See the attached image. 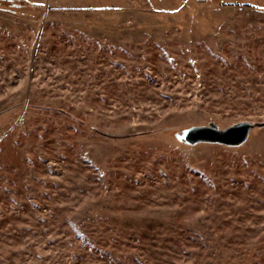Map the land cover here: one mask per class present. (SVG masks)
Masks as SVG:
<instances>
[{"label": "rangeland", "instance_id": "obj_1", "mask_svg": "<svg viewBox=\"0 0 264 264\" xmlns=\"http://www.w3.org/2000/svg\"><path fill=\"white\" fill-rule=\"evenodd\" d=\"M0 8V264H264V0ZM254 3L263 5L254 7Z\"/></svg>", "mask_w": 264, "mask_h": 264}, {"label": "water", "instance_id": "obj_2", "mask_svg": "<svg viewBox=\"0 0 264 264\" xmlns=\"http://www.w3.org/2000/svg\"><path fill=\"white\" fill-rule=\"evenodd\" d=\"M253 126V123L242 121L221 129L210 122L208 125L184 129L175 137L187 144L207 142L234 147L242 145L247 140Z\"/></svg>", "mask_w": 264, "mask_h": 264}, {"label": "trees", "instance_id": "obj_3", "mask_svg": "<svg viewBox=\"0 0 264 264\" xmlns=\"http://www.w3.org/2000/svg\"><path fill=\"white\" fill-rule=\"evenodd\" d=\"M23 7L35 9L37 8V5L30 0H0V8L17 11L18 9L23 8ZM254 7L262 8L263 5L254 3ZM261 126H264V122L254 123L253 128L261 127Z\"/></svg>", "mask_w": 264, "mask_h": 264}]
</instances>
